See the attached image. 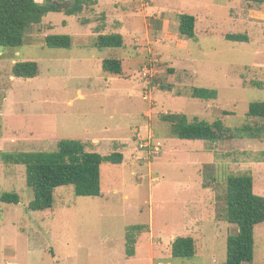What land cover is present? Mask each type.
Segmentation results:
<instances>
[{
  "label": "rangeland",
  "instance_id": "obj_1",
  "mask_svg": "<svg viewBox=\"0 0 264 264\" xmlns=\"http://www.w3.org/2000/svg\"><path fill=\"white\" fill-rule=\"evenodd\" d=\"M51 1L62 11L33 24L22 46H0V197L20 195L19 204L0 200V264H224L228 236L238 231L225 219L227 177L250 172L264 196V138H228L245 123L264 126L247 119L250 104L264 101V4L98 0L72 15V0ZM184 13L197 19V40L179 32ZM113 33L124 35L123 47L96 46L99 34ZM229 33L249 41L227 40ZM50 34L72 36V47L46 46ZM109 58L122 60V74L103 69ZM26 61L39 64L36 77L13 74ZM195 87L218 96L193 98ZM167 113L221 119L230 130L216 142L180 139ZM61 139L103 155L122 151L124 162L102 163L100 196L60 186L53 208L30 210L26 167L2 156L54 150ZM131 225L145 229L129 257ZM178 236L195 238L194 258H173ZM243 264H264V222L255 227L254 259Z\"/></svg>",
  "mask_w": 264,
  "mask_h": 264
},
{
  "label": "trees",
  "instance_id": "obj_2",
  "mask_svg": "<svg viewBox=\"0 0 264 264\" xmlns=\"http://www.w3.org/2000/svg\"><path fill=\"white\" fill-rule=\"evenodd\" d=\"M74 5L66 13L78 15L86 7L94 6L98 0H72ZM250 3L264 4V0H245ZM62 11L58 3L51 0H0V46H22L29 28L40 23L50 12ZM105 17V15H103ZM196 17L191 14L180 15L179 32L182 37L197 40ZM83 24L89 19L82 20ZM97 32L101 30L96 27ZM227 40L235 42L249 41V36L242 33H229ZM73 38L70 35L50 34L45 38V45L50 48H70ZM99 48H121L125 45L123 34H99L95 43ZM103 69L115 74L123 73L121 59L103 60ZM39 73V64L35 61L16 62L13 74L22 78H33ZM258 85V84H257ZM218 96L215 89L193 88L191 97L214 99ZM264 119V101L252 102L247 112V119ZM171 124L174 136L185 140H205L216 142L226 136L223 120L210 122L205 119H189L186 113H167L162 116ZM227 137V136H226ZM264 138V126L251 127L250 124L235 129L228 138ZM6 164L24 165L26 182L34 192L29 209L41 211L53 208L55 191L60 186L71 185L77 196H100L102 191L101 165L108 161L122 164L125 155L122 151L101 154L88 150V143L81 139H61L54 150L16 151L2 156ZM264 162V152L257 157ZM0 200L4 203H20V195L6 192ZM225 219L237 226V233L227 239V261L224 264H243L252 262L255 256V227L264 222V196L255 193L254 178L250 172L230 175L226 179ZM144 225H131L126 231L127 256L136 253L138 236L144 231ZM173 258L192 259L197 254L196 240L192 236H178L171 244Z\"/></svg>",
  "mask_w": 264,
  "mask_h": 264
}]
</instances>
